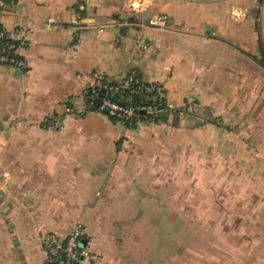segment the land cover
<instances>
[{"label": "crops", "instance_id": "0c3cea01", "mask_svg": "<svg viewBox=\"0 0 264 264\" xmlns=\"http://www.w3.org/2000/svg\"><path fill=\"white\" fill-rule=\"evenodd\" d=\"M262 6L16 0L0 7V25L19 31L27 65L0 64V264H46L43 236L65 237L78 225L81 246L100 257L79 264H264ZM160 15L166 28L148 25ZM132 72L162 85L167 105L128 126L100 110L105 92L96 95V74L127 87ZM193 106L211 109L217 122L197 120ZM173 110L182 115L176 122ZM184 118L194 119L188 129L180 128ZM208 137L211 173L233 189L230 226L163 227L166 216L186 218L166 189L186 187L187 160L172 157L194 144L203 151ZM203 170L201 163L199 178Z\"/></svg>", "mask_w": 264, "mask_h": 264}, {"label": "rangeland", "instance_id": "374dc122", "mask_svg": "<svg viewBox=\"0 0 264 264\" xmlns=\"http://www.w3.org/2000/svg\"><path fill=\"white\" fill-rule=\"evenodd\" d=\"M193 107H194V112L196 113L195 116L198 118L197 120L202 119L203 123H212V120H215L217 122L215 118L216 116H214L215 115L214 111H212L211 109H204L201 111V107H195V106ZM200 111L202 112L201 115H200L201 113ZM170 116L173 118V121L176 122V120H178L176 117L182 116V115H180L178 112L173 110V111H170ZM192 120L189 121L186 118H184V122L182 124V127L180 126V128L188 129V127H190V125L194 123V119ZM221 121H218V122H220L221 125L224 126V129H225L226 122L225 120H221ZM139 122L140 121H138L137 124ZM127 125L131 126V124H127ZM178 143L179 141H175V143H172V145L174 146L172 151H176V149L177 151H179V148L174 149ZM203 143H204L203 151H194L195 150V144H194L190 147V150H189V147H186L187 151H183L181 149L184 155H180V156L176 155L175 157H172V160H175V161H178L179 159H183V158L187 160L186 164L182 163V166H181V176H184V169H186V173H185L186 187H180V188L175 187V188L166 189L170 192V194H173L175 196L174 203L176 205L179 204L181 207L185 206L184 211L186 212V218L184 220V218H182V215H181V219L178 220V218H176L177 213H175L173 217L171 216L172 219L166 216L164 219H161L158 222L160 223V225H163V227L183 228L184 226H186L187 228L225 229L230 226V224L228 223V220H226L227 219L226 215H227L228 208L230 209L232 207L231 195H232L233 189L229 186L228 187L225 186V180L223 179V177L218 178L217 174L211 173L210 167H211L212 161H211L210 154L212 152L209 151L210 150L209 137L207 141ZM180 144L185 145L183 137H181L180 139ZM222 158H225V157H222ZM222 160L224 159H220V161ZM201 163L203 165L204 170H203L202 177L199 178L200 175L198 174L199 173L198 170H199ZM205 167H208V169L205 170ZM223 168L225 171V165L223 166ZM220 174H222V172H220ZM163 191L165 192V189H163ZM178 197H180V203H178V200H177ZM238 207H240V209L244 207L242 206V202L240 203ZM245 211H248V210H245ZM199 233L201 234L200 236H201L202 242L206 243V241L210 239V236L208 237L207 235H202L201 232ZM200 236H198V238H200ZM215 237L218 239L223 238L219 234H216ZM187 239H188V242H192L191 241L193 239L192 235H188ZM198 242H201V241H198ZM89 251L93 254V256L96 259V260H91V261H98L100 259L99 255H97L96 253H93L90 249Z\"/></svg>", "mask_w": 264, "mask_h": 264}, {"label": "built area", "instance_id": "2783aa9c", "mask_svg": "<svg viewBox=\"0 0 264 264\" xmlns=\"http://www.w3.org/2000/svg\"><path fill=\"white\" fill-rule=\"evenodd\" d=\"M15 1L0 0V7H6ZM261 13L264 15V6L261 8ZM167 23V17L164 15L152 17L148 21V25L158 29L166 28ZM18 32L9 33L0 25V64H9L25 69L27 67L26 62L18 54V50L24 44V41L16 40L15 35ZM140 44L143 49L148 48L145 42H140ZM96 79L98 84L96 95L100 93V90L105 89V93L101 97L100 110L109 117L132 125L141 118L142 112H146L147 114L157 112L159 105L157 103V94L153 97V103L150 105L121 104L116 100V97L126 86L114 84L105 75L99 73L96 74ZM131 82L138 84V87L133 89L132 93L151 92L159 88L158 84L142 83L134 72L129 76L127 85ZM82 234L83 230L80 225L76 226L65 237L57 233L45 234L42 243L46 254V264H79L82 259L96 260L88 248L81 246Z\"/></svg>", "mask_w": 264, "mask_h": 264}, {"label": "trees", "instance_id": "16d2710c", "mask_svg": "<svg viewBox=\"0 0 264 264\" xmlns=\"http://www.w3.org/2000/svg\"><path fill=\"white\" fill-rule=\"evenodd\" d=\"M137 87H138V84H136L135 82H131L127 87L123 88L121 93H119L117 95L116 100L119 103L126 104V105L127 104H132V105H136V106L150 105L153 103V97L157 94V96H158L157 103L159 104V107H160V105L161 106L167 105L166 91L164 90L162 85L158 84L159 88L157 90L155 89L154 91H151V92H143L140 94L132 93V90L137 88ZM165 111L168 112L166 107H164V109H162L161 111L159 110V112H162L161 116L165 114ZM141 114H142L141 117H145V116L149 115L146 112H142Z\"/></svg>", "mask_w": 264, "mask_h": 264}, {"label": "water", "instance_id": "95a60500", "mask_svg": "<svg viewBox=\"0 0 264 264\" xmlns=\"http://www.w3.org/2000/svg\"><path fill=\"white\" fill-rule=\"evenodd\" d=\"M104 92H105V89L102 90V94H103ZM102 94H101V96H102ZM96 102L98 103V105H101V103H102V101H101L100 98H98Z\"/></svg>", "mask_w": 264, "mask_h": 264}]
</instances>
